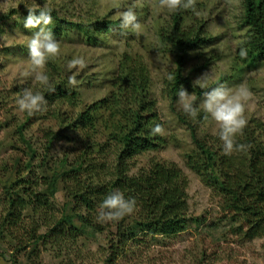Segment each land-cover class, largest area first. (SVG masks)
I'll use <instances>...</instances> for the list:
<instances>
[{
	"label": "rangeland",
	"instance_id": "rangeland-1",
	"mask_svg": "<svg viewBox=\"0 0 264 264\" xmlns=\"http://www.w3.org/2000/svg\"><path fill=\"white\" fill-rule=\"evenodd\" d=\"M46 1L50 4L43 0H0V264H264V238L249 240L237 230L239 224L224 212L221 198L186 164V154L195 145L163 93L164 80L175 64L171 53L160 51L157 35L173 13L158 8V0ZM241 1L196 0V7L188 10L185 25L198 26L203 21L202 28L211 42L190 52L184 75L193 82L207 72L210 88L219 83L235 90L246 83L253 92L247 104V120L255 118L264 124V65L256 62L240 67L235 60V51L247 31L241 22ZM117 4L121 5L119 11L136 6L138 30L122 32ZM40 5L52 6L66 16L89 17L92 13L115 23L97 45L87 44L79 31L56 38L61 52L54 59L64 68L66 84L56 101H48L46 111L28 116L19 111L17 99L26 88L33 92L42 89L32 78L20 79L19 73L28 67L26 44L31 36L23 28V19L28 9ZM11 10L14 14L3 16ZM123 53L140 56L147 66L150 96L156 100L165 129L164 135L147 142L135 158L128 194L137 206L167 199L185 201L199 222L169 236L139 232L120 245L116 238L109 239L108 231L82 234L69 224H56L63 212L97 219L99 184L91 177L73 175L59 181L51 196L47 191L51 171L41 161L45 158L48 165L72 146L61 132L55 133L59 129L68 132L62 128L61 113L71 118L82 114L84 118L73 132L71 143L79 135L86 136L87 129L100 127L102 110L97 106L111 89L110 81ZM77 57L84 59L85 66L70 69L68 62ZM70 78L77 82L75 86L69 85ZM201 100L202 96L196 97V104ZM174 105L175 111L181 109L177 101ZM23 121V135L36 150L33 159L17 131ZM200 131L216 136L210 120L201 125ZM27 163L31 164L29 168ZM15 180L19 185L13 212L8 215L4 189ZM37 236L40 240L33 242Z\"/></svg>",
	"mask_w": 264,
	"mask_h": 264
},
{
	"label": "trees",
	"instance_id": "trees-1",
	"mask_svg": "<svg viewBox=\"0 0 264 264\" xmlns=\"http://www.w3.org/2000/svg\"><path fill=\"white\" fill-rule=\"evenodd\" d=\"M43 2L50 4L46 0ZM241 4V22L247 31L244 40L235 51L236 64L240 67L256 62L264 65V0H242ZM44 7L45 5H40L35 9ZM48 8L51 9L53 19V23L48 27L54 33L55 39L68 32L79 31L86 38L87 44L97 45L109 26L115 23L111 19L99 18L92 13L89 17L87 15L73 17V15H64L52 6ZM12 14L14 13L11 10L3 16ZM187 16H189L188 10L181 9L173 13L167 26L161 27L157 33L160 51L171 53L175 64L168 73V76L171 74L175 79L169 80L167 76L164 80L163 93L170 99L169 106L176 113L179 121L186 125L195 145L186 154V164L205 185L213 189L216 196L221 198L220 204H223L221 206L224 212L229 214L231 221L238 222L237 230L249 240L264 238V124L262 121L255 118L248 119L243 135L237 138L238 143L250 145V148L231 156H224L217 136L201 133V125L208 121L204 119L202 112L196 120H193L181 109L179 111L174 109L180 86H183L188 93H195L196 97L202 96L204 90L192 86L189 76L184 75V67L192 50L211 42V36L202 28L203 21L198 26H186ZM242 50L246 55H241ZM46 68L56 91L44 92V94L47 101L53 102L62 94L67 79L63 76L64 68L57 64L55 59L48 62ZM150 86L149 72L141 57L123 53L117 72L111 78V89L101 98L97 106L102 110L98 119L100 129L89 128L86 136L79 135L76 141L71 143L73 132L81 126L84 118L82 114L71 118L61 113L60 119L63 124L61 121L60 124L63 125V130L68 132L59 129L60 131L55 133L61 132V135L69 140L67 143L72 146L48 165L45 158L41 161L46 165V169L51 171L47 184L49 195L55 194L59 181L82 174L91 177L99 184L98 197L95 201L98 211L103 199L116 189L122 191L126 198L130 197L128 189L134 160L143 152L147 142L157 138V135L151 134V129L158 123L162 125L156 110V100L150 96ZM24 122L18 125L17 131L30 158L33 159L36 150L23 135ZM96 138L98 140H95ZM30 165L27 163L26 167L29 168ZM18 185V180L13 183L11 181L4 189L8 215L13 212ZM76 216L78 219L75 220ZM198 222L199 219L190 213L185 201L167 199L154 205L137 206L131 215L125 216L118 222L101 223L93 216L81 218L78 213L63 212L56 224H69L82 234L91 232L95 235L108 231L109 239L113 241L116 238L119 241L117 244L121 245L139 232L150 236H169L184 231L188 225ZM40 238L41 236H37L32 240L37 243Z\"/></svg>",
	"mask_w": 264,
	"mask_h": 264
},
{
	"label": "clouds",
	"instance_id": "clouds-1",
	"mask_svg": "<svg viewBox=\"0 0 264 264\" xmlns=\"http://www.w3.org/2000/svg\"><path fill=\"white\" fill-rule=\"evenodd\" d=\"M158 8L175 13L181 9L189 10L196 7V0H158ZM118 9L119 27L122 32L131 29L133 32L140 28L136 6L130 5L123 11H119L120 4L115 5ZM53 23L51 9L47 6L39 10L28 9L27 15L23 19V28L31 32L26 47L28 52V67L19 73L23 82L29 78L35 80L41 86L42 91L33 92L31 89H24L17 99L18 109L28 116H34L47 110L48 101L44 92L54 93L55 86L51 83L47 74L46 66L49 60L59 57L61 52L60 43L55 39V35L48 27ZM241 55L246 52L241 51ZM85 61L82 58H74L68 62V67L83 68ZM169 80L175 77L171 74ZM209 74L206 72L192 82V86H197L204 90L202 100L196 104V97L189 94L183 86L177 92V103L182 112L189 118L196 120L202 112L205 120H210L216 129V136L221 142V152L224 156H231L240 153L250 145L238 143L237 138L242 136L247 127L246 117L247 104L253 97V92L246 83H242L235 90L227 88L223 84L209 87ZM74 78L69 79V85L75 86ZM151 134L164 135L165 129L161 124H156L151 129ZM137 207L135 198H126L125 194L116 189L109 193L99 205L97 220L101 223L118 222L127 215H131Z\"/></svg>",
	"mask_w": 264,
	"mask_h": 264
}]
</instances>
